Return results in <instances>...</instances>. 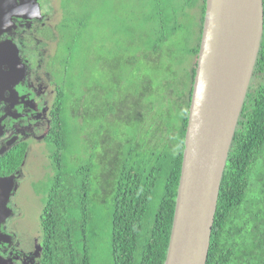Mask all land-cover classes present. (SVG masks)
<instances>
[{
	"label": "trees",
	"instance_id": "trees-1",
	"mask_svg": "<svg viewBox=\"0 0 264 264\" xmlns=\"http://www.w3.org/2000/svg\"><path fill=\"white\" fill-rule=\"evenodd\" d=\"M102 1L124 12L121 18L105 15L112 17V34L102 38L107 51L101 41L93 44L94 13L83 11L93 0L60 2L66 58L91 48L99 78L74 95L71 67L64 65L65 75L52 72L58 90L44 135L51 173L40 183L46 195L37 264H91L94 184L112 198V263L164 264L166 257L205 0ZM195 7L197 32L190 15ZM26 145L0 155L2 174L22 163ZM206 264H264V15Z\"/></svg>",
	"mask_w": 264,
	"mask_h": 264
},
{
	"label": "water",
	"instance_id": "water-1",
	"mask_svg": "<svg viewBox=\"0 0 264 264\" xmlns=\"http://www.w3.org/2000/svg\"><path fill=\"white\" fill-rule=\"evenodd\" d=\"M14 9V1L0 0V20ZM263 15L262 0H205L164 264H206L219 187L259 51ZM8 43L0 42V100L5 84L24 75L17 50ZM13 177L0 176V225L10 212ZM0 238L6 240L1 232ZM0 264L10 262L0 256Z\"/></svg>",
	"mask_w": 264,
	"mask_h": 264
},
{
	"label": "rangeland",
	"instance_id": "rangeland-1",
	"mask_svg": "<svg viewBox=\"0 0 264 264\" xmlns=\"http://www.w3.org/2000/svg\"><path fill=\"white\" fill-rule=\"evenodd\" d=\"M58 3L59 0H42L43 13L45 12L47 15L45 19L46 24L50 27L57 17L60 16L61 11L57 9ZM109 7L110 5L105 6L102 0H93V4L83 10L85 12L88 10L89 12L91 9L94 13L93 18L95 22L93 23V28L96 29L93 30L95 35L93 44L101 41L105 51L108 50V47L105 46L108 43L102 38L108 34H112L111 21L109 20L112 17L107 18V16L116 15L118 18H121L124 14L122 8L119 10H111ZM190 15L195 16L194 19L191 17V26L195 32H197L198 25L195 24V22L200 15L199 8L195 7L194 9H190ZM67 40L68 38L60 39L59 43L56 45V54L53 56L51 63L54 65V69H57V74L59 76L65 75V64L71 67L69 79L73 84L75 82L73 93L77 95L80 90L89 86L94 80L99 78L97 77L98 73H95L96 65L99 66L97 63L98 57L94 51L88 47L85 50L83 49L72 54L71 60L69 57L66 58V55H68ZM49 47H54L53 43H51ZM26 52L28 53V51ZM47 52L52 54V49L47 50ZM36 65L37 61H35L33 67L36 68ZM105 69H108V67L105 66ZM36 72L40 76H43V71H41L40 67H38ZM48 75L50 74H47V76ZM40 79L44 81V78L40 77ZM92 94L93 92L90 91L88 98H91ZM47 98L48 96L44 95V99ZM69 120L71 123L73 122L72 118ZM91 121L90 119V123ZM40 126L42 127L38 129L33 128L34 133L38 136L41 134L42 130L46 128L45 121L44 124ZM30 142L33 146L30 148L29 154L25 160L23 169L25 175L19 178L17 189H15L9 197L7 205L10 212L7 218L2 221L0 227L7 236L11 237V242L5 243V245L13 247L19 254L24 253L27 255L30 262L29 263L27 260V264H37L42 234L39 215L43 206V197L44 194L46 195V192H44V187L40 184L42 182L38 183L36 187L32 186V183L37 180L39 181V179H44L46 174H50L51 167L49 160L46 158V147L43 145L42 141L34 137L31 138ZM94 187L95 190L90 193L92 199L91 205L95 212L92 222L93 230L91 231L94 243L92 246L91 264H113L109 242L112 198L111 194L107 193L104 187L101 188V186L97 184H94Z\"/></svg>",
	"mask_w": 264,
	"mask_h": 264
},
{
	"label": "flooded vegetation",
	"instance_id": "flooded-vegetation-1",
	"mask_svg": "<svg viewBox=\"0 0 264 264\" xmlns=\"http://www.w3.org/2000/svg\"><path fill=\"white\" fill-rule=\"evenodd\" d=\"M13 1L14 10L16 13H20L16 15V13L7 12L9 16L5 20H0V42L10 41L7 47L16 48L20 62L24 66V75L22 78L15 77L8 85L5 84L4 99L0 100V124L2 127L0 155H3L14 145L25 141L27 145L23 161L19 166L6 175L0 172V176L14 175L9 197L17 189L19 178L25 175L23 173L25 160L33 146L30 142L31 138L36 137L42 141L46 147V158L48 159V148L44 141V135L50 122V108L54 102V95L58 90L55 75L52 73L55 67L51 62L56 45L62 35L61 31L67 29L61 21L63 15L61 0H59L57 8L61 11L60 16L51 24V27L46 24L47 15L45 12L43 13L42 0H11V2ZM51 43L54 46L52 48L49 47ZM49 49H52V54L47 52ZM35 61H37L36 68L33 67ZM38 67L43 71V76L37 74ZM47 74L50 75L47 76ZM40 77L44 78V81H41ZM44 95L48 98L44 99ZM44 121L46 128L38 136L34 133L33 128H41L40 125L44 124ZM48 175L46 174L44 179L33 183L38 184L44 181ZM33 183L32 186H34ZM0 232L6 236V240L0 238V256L8 259L10 264H27L28 256L24 253L19 254L13 247L6 246L5 243L11 242V237L7 236L1 227Z\"/></svg>",
	"mask_w": 264,
	"mask_h": 264
}]
</instances>
